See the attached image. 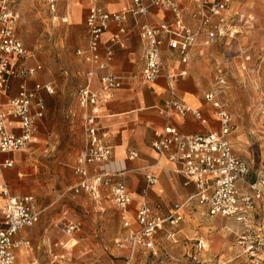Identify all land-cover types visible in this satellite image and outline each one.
I'll return each mask as SVG.
<instances>
[{
  "label": "built area",
  "instance_id": "1",
  "mask_svg": "<svg viewBox=\"0 0 264 264\" xmlns=\"http://www.w3.org/2000/svg\"><path fill=\"white\" fill-rule=\"evenodd\" d=\"M58 1L43 0L51 21L68 23V16L57 11ZM191 3L192 8L188 12L194 22L192 27L183 21L185 10L176 0H130L129 7L121 11H107L98 0H89L85 19L87 41L75 51L77 56L92 67L86 74L85 83L76 92L77 103L82 112L85 145L73 166L77 180L71 191L73 194L84 193L93 200H100L101 188L106 189V197L115 204L121 226L125 229V233L115 240V245L124 251L126 264H133L140 252L154 254L158 232L162 231L167 239L174 240L176 228L182 219L179 210L192 203L203 207L209 216L232 220L236 224L237 244L242 248L247 264H264V235L254 230L257 206L264 208V167L256 170L254 179H247L251 168L233 149L231 136L234 123L221 97L223 89L228 85L222 71L218 70L215 74V88L203 95V99L215 109L218 129L182 134L176 127L166 125L159 137L152 142L153 149L157 153H167L168 158L178 165L177 171L184 176L186 182L194 184V194L188 196L183 203L176 204L171 212L161 215L157 206L140 201L134 212L138 227L131 229L127 212L132 197L125 184L114 178L123 172L112 174L89 171L90 165L104 163L112 154V146L105 140L106 135L99 123V96L93 88V80L97 81L102 93L122 86L123 77L110 65L115 46L123 47L125 42V23L129 17L137 23L139 18L148 14L151 7L173 14L169 21L138 24L139 38L143 43V66L132 77L146 82H153L164 73L161 58V46L164 43L169 52L176 56L178 63L184 65L190 62L194 48L202 36L203 43L210 45L218 39L238 33L234 14L230 12L232 0H191ZM18 19L19 13L10 5L9 0H0V155L20 151L38 142V123L46 113L42 93L53 92L50 83L35 82L31 88L27 86V78L35 76L41 65L37 62L27 63L32 54L16 32ZM110 22L116 23L117 28L104 43L101 52V35ZM248 59L247 56L244 61ZM241 67L244 69L245 65L242 64ZM185 74L186 69H172L166 73L172 94L175 79ZM13 78L21 81L17 84L16 93L8 96ZM261 107L264 112V102H261ZM159 112L165 115L191 113L201 123H206L198 109L175 98L166 101ZM15 128L18 131H14ZM136 155L134 151H129V158ZM11 166V160L0 161V172ZM146 179L149 184L155 182L150 175ZM243 184H246L245 188ZM0 196L3 200L0 208L3 222V227L0 228V264H15L16 251L29 243L27 240L15 239L14 235L35 225L41 210L34 195H13L5 182L0 184ZM78 229L77 222L63 223V232L67 235ZM199 244L204 249L202 242Z\"/></svg>",
  "mask_w": 264,
  "mask_h": 264
},
{
  "label": "rangeland",
  "instance_id": "2",
  "mask_svg": "<svg viewBox=\"0 0 264 264\" xmlns=\"http://www.w3.org/2000/svg\"><path fill=\"white\" fill-rule=\"evenodd\" d=\"M9 2L19 13L16 32L32 54L27 63L41 65L36 75L27 81L49 82L53 88V92L45 96L47 111L38 128V142L5 155L12 158L13 164L0 172V184L5 182L15 194H33L43 208L40 220L26 228L29 233L25 237L32 250L24 253L22 260L17 256L15 264H31L34 259L37 264H48L51 253L58 255L52 264H126L124 251L115 245L123 228L113 201L105 194L100 200H93L84 193L71 191L77 180L73 166L85 145L76 92L92 69L75 53L84 45L85 23L82 19L71 28V23L51 21L43 0ZM64 5L58 1L59 14ZM230 12L234 14L238 33L210 45L197 43L195 49L200 53L193 56V64L183 65H186V74L178 79L193 74L194 83L202 94L204 90L215 88L214 77L218 70L224 73L228 85L221 97L234 123L231 142L235 153L251 168L247 178L251 180L256 170L264 167L261 107L264 102V0H232ZM241 15L249 21L245 25L239 21ZM247 56L249 59L244 61ZM6 171L10 174L6 175ZM0 199L1 208V196ZM192 213L187 218L182 215L178 224L179 229L183 224L193 229L190 252L183 248L185 241L190 240L185 233L180 231L177 241L172 242L161 231L156 236L155 253L140 254L133 264H247L237 244L236 224L232 220L208 216L198 205ZM255 216L254 230L264 235V208L257 206ZM67 221L77 222L79 229L65 234L63 223ZM197 237L205 243V251L200 249ZM48 241L52 243L51 251L45 250L44 243ZM220 255L221 261H229L219 263Z\"/></svg>",
  "mask_w": 264,
  "mask_h": 264
},
{
  "label": "crops",
  "instance_id": "3",
  "mask_svg": "<svg viewBox=\"0 0 264 264\" xmlns=\"http://www.w3.org/2000/svg\"><path fill=\"white\" fill-rule=\"evenodd\" d=\"M176 1L185 10L183 21L185 24L192 27L194 22L190 18L188 12V10L192 8L191 0ZM61 3L65 5L60 14L68 16L69 20L67 24H73L71 28L81 23L82 19L85 23L89 8V0H60V4ZM98 3L107 11H121L129 7L130 0H98ZM77 10L78 13L76 14L75 12ZM172 18L173 14L170 11L162 10L158 7H151L148 14L139 18L137 23L129 17L125 23L127 28L125 42L123 47L115 46L110 65L117 74L123 77L122 86L111 92L102 93L98 89L97 81L95 79L93 80V88L97 91L99 96V123L106 135L105 140L112 146V154L108 161L90 165L89 171L90 173L107 172L112 174L123 172L122 175H118L114 178L121 180L125 184L128 193L132 197V202L129 204L127 212L131 229H136L138 227L134 218V212L140 201H146L152 206H157L160 214L166 215L173 210L176 204L183 203L188 196L194 194L196 190L194 184L186 182L184 176L177 171L178 165L168 158L167 153H157L153 149L152 142L159 137L162 129L166 125H172L182 134H197L205 133L210 130H217L219 126L218 119L215 115V109L210 103L203 99L204 93L209 89L204 90L201 94L194 83L193 74L188 77H181V80L178 79V76L173 83V94L171 93L166 73L168 71L170 72L172 69L176 71L185 69L186 65L183 67V65L178 63L176 56L169 52L166 43L161 46V58L165 67L164 73L153 82H146L132 77V75L138 73L143 66V43L139 38L138 24L144 22L155 24L161 21H169ZM239 21L242 22L243 25L249 22L244 15L240 16ZM116 28L117 24L110 22L108 28L102 33L101 52H103L104 43ZM233 35L234 34H230L224 39L230 38ZM203 39L202 36L199 41L200 45H205ZM86 41L87 31L84 45ZM197 53H200V51L198 52V50L194 48L193 56L197 55ZM193 56L187 64H193ZM20 81L19 78L12 79L8 96H12L16 93L17 84ZM35 82L39 81L36 79L26 80L29 88H31ZM42 96L45 100L46 93L43 92ZM173 98L182 100L193 109H198L206 119V123H201L191 113H186L185 115H178L176 113L170 115L161 114L159 110L165 106L166 101ZM42 119L38 123V128ZM13 130L18 131L16 128ZM131 150L137 154L134 158H129V151ZM7 154H1L0 161L5 159L11 160L13 164L12 158L5 156ZM9 174L10 173L6 171V175ZM147 175L152 176L155 182L149 184L146 179ZM101 193L106 196V189L101 188ZM11 194L24 195L31 193L15 194L11 191ZM37 205L41 210L40 220L43 208L40 207L38 202ZM196 206V204L192 203L191 205L181 207L179 211L187 218L190 214H193V208ZM2 227L3 222L0 215V228ZM180 231H182L181 233H185V236L190 239L185 241V246L183 247L190 252V250L193 249V229L190 228L189 224H183L181 229H179L178 225L175 239L171 240L172 242L177 241ZM28 233V230L24 228L14 235L15 239L27 240L29 243L28 246H23L16 251V258L18 256L20 260L24 257V253H28L32 250L29 239L25 237ZM123 233H125V229H123ZM195 239L199 247V242H202L204 249H200L205 251V243L198 237ZM44 244L45 250L48 251L52 243L48 241ZM56 244L57 243L54 242V245ZM20 252H22V257L19 256ZM146 253L148 252H140L137 256L139 258L140 254ZM221 257L220 255L217 259L219 263L229 261L228 259L221 261L223 258ZM57 258L58 255L56 253H51V255H49L48 264H52ZM211 259L212 258L209 260ZM31 264H37V260H32Z\"/></svg>",
  "mask_w": 264,
  "mask_h": 264
},
{
  "label": "bare ground",
  "instance_id": "4",
  "mask_svg": "<svg viewBox=\"0 0 264 264\" xmlns=\"http://www.w3.org/2000/svg\"><path fill=\"white\" fill-rule=\"evenodd\" d=\"M19 256H21L22 257V252L20 253V255Z\"/></svg>",
  "mask_w": 264,
  "mask_h": 264
}]
</instances>
